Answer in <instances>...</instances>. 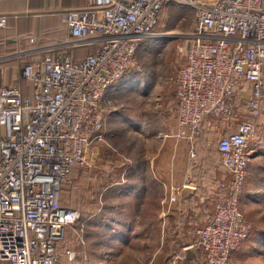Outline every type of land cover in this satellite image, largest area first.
<instances>
[{
  "label": "built area",
  "instance_id": "2783aa9c",
  "mask_svg": "<svg viewBox=\"0 0 264 264\" xmlns=\"http://www.w3.org/2000/svg\"><path fill=\"white\" fill-rule=\"evenodd\" d=\"M167 6L194 16L174 79L176 140L193 158L205 117L232 121L244 111L246 118L217 140L229 188L187 248L206 264H228L249 237L240 196L248 145L264 117V0H87L63 14L68 38L59 46L43 51L29 40V54L39 53L22 70L30 94L0 89V264H58L65 230L79 219L62 197L71 168L85 166L103 142L106 94L136 73L141 43L164 35L158 25ZM83 47L95 51L75 60L72 50Z\"/></svg>",
  "mask_w": 264,
  "mask_h": 264
},
{
  "label": "crops",
  "instance_id": "0c3cea01",
  "mask_svg": "<svg viewBox=\"0 0 264 264\" xmlns=\"http://www.w3.org/2000/svg\"><path fill=\"white\" fill-rule=\"evenodd\" d=\"M86 2L87 0H0V18L6 19L5 28H0V89L17 86L23 94H30L31 87L28 81L23 78L22 70L25 64L33 57L38 56L39 53L29 54L35 47L29 40L34 38L37 46L41 47L43 51L55 45L59 46L68 38V32L61 22L63 14L68 10L83 8ZM170 7L173 6H167L163 12ZM175 7L193 16L191 10L180 6ZM163 12L160 22L163 18ZM158 27H160V23ZM86 53V51L79 52L78 56H75V60L83 59ZM142 74L137 72L132 75L131 79L125 78L118 82L106 94L110 105L118 103L119 99L128 95V90L131 91L132 86L130 85L128 88L122 84L124 82L131 83L133 79H139L144 84L141 87L138 86L133 95L140 98L139 102L142 100L148 105L149 101L151 102L148 95L149 89H151L150 82H148L150 79L149 76L141 77ZM119 107L121 106L112 108L111 116H109L110 108H107L104 117L115 124L117 122L113 121V116L127 115L128 119L131 120L127 128H131L132 137L127 138L128 140L114 142L112 146L113 151L118 150V153L124 154L123 157L126 156L123 165L119 164L121 159L118 158L116 175L120 180L119 182L130 180L131 188L126 189L125 194L127 195L124 194L125 196L119 195L120 192L124 193L120 189L121 186L114 192L119 199H126V196L135 199L136 195L145 196L149 190L153 193L155 191L161 193V188L154 182L160 181L161 186H164L162 189L166 191L160 197L161 201L164 199L163 203L160 201L158 205L157 221L160 223V228L167 231L165 238H173L179 245H182L188 264H194V252L187 246L195 239L193 232L202 228L212 215L213 201L207 198L209 194L210 196L211 194L214 195L218 190L216 186L209 188L206 187V182H198L191 173L189 166L192 162H197L201 163L204 169L211 168L213 171L209 175H212V183L218 184L221 181H229L228 172L219 166L216 141L221 135L226 136L232 127L228 128L223 119L219 121L206 119L202 125L201 138L192 148L194 150V157L192 158L190 156L191 148L182 141L176 140L173 135L176 127L175 119L171 120V128L166 126L164 129L161 126L157 130L158 135H156L152 131L150 122L145 118H131L126 114L128 111L125 112V108ZM103 127L105 137V120ZM119 129L123 130V128ZM2 136L3 129L0 126V138ZM155 146H159V150L156 157L153 158L152 150ZM248 152L250 155L248 176L242 189V198H244L243 201H240V206L242 205L241 211L247 214L249 219H253L254 227L252 228L254 230L251 231L245 242L246 245L252 246L250 248L252 254L264 258V117L262 116L257 120L256 133L248 145ZM121 165L122 168L120 169ZM172 187L175 190L169 193L167 188L172 189ZM134 204L135 202L132 200L127 205L131 215L135 212V209L131 207ZM131 218V221L134 220V215ZM150 227L152 226L148 224L147 228ZM129 229L130 226L127 227V230Z\"/></svg>",
  "mask_w": 264,
  "mask_h": 264
},
{
  "label": "rangeland",
  "instance_id": "374dc122",
  "mask_svg": "<svg viewBox=\"0 0 264 264\" xmlns=\"http://www.w3.org/2000/svg\"><path fill=\"white\" fill-rule=\"evenodd\" d=\"M193 18L192 14L175 6L163 12L158 30L164 35L144 40L141 43L139 55L136 56L138 61L136 73L139 71L143 73L141 77L149 76L150 79L148 82H150L151 89L148 95L151 102L149 101L148 105L142 100L139 102L140 98L133 95L138 86L144 85L139 79H133L131 83L122 84L128 88L131 85V91L128 90V95L109 107V116L113 113L112 108L121 106L125 108V112L128 111L126 114L131 118H145L150 122L152 131L156 135L161 126L164 129L166 126L171 128V120L175 119L174 79L184 59L187 45L186 35L190 31ZM112 119L117 124L104 118V140L89 153L87 164L85 166L73 165L71 168L69 184L64 187L62 197L70 208L79 213V219L66 229L60 245L58 264H188L183 246L169 245V242L165 241L167 231L160 228V223L157 221L160 197L166 191L162 189L164 186H161L160 181L154 182L161 188V193L159 191L153 193L149 190L150 194L148 191L145 196L136 195L135 199L129 196H126V199H119L116 196L114 190L117 187L121 186V191H124L119 195L125 196L127 195L125 194L126 189H130L131 186L128 185L130 180L119 182L117 178L118 158L121 159L119 164L123 165L126 156L123 157L124 154L118 153V150L113 151L112 146L114 142L131 138L132 130L130 127L127 128L131 122L127 115L113 116ZM133 124L138 126L136 123ZM231 126L233 129L234 124ZM159 146H155L152 150L153 158L156 157ZM123 152L125 153V150ZM192 174L195 176L194 173ZM144 188H146L145 185ZM149 188L152 189L151 186ZM167 189L169 193L175 190L174 187ZM242 195L243 192H241L240 201H243ZM132 200L135 202L131 206L135 209L132 213L135 219L131 221L132 215L129 214L131 211L128 212L127 205ZM242 213L254 227L253 219L250 218L252 222L247 214L243 211ZM148 224L152 227L147 228ZM128 226H130L129 230H127ZM171 240L175 243V239L171 238ZM251 247L243 242L230 255L228 264H264V258L252 254ZM191 250L194 252V264H206L198 249L191 248ZM68 253L73 254L71 260L68 258Z\"/></svg>",
  "mask_w": 264,
  "mask_h": 264
},
{
  "label": "trees",
  "instance_id": "16d2710c",
  "mask_svg": "<svg viewBox=\"0 0 264 264\" xmlns=\"http://www.w3.org/2000/svg\"><path fill=\"white\" fill-rule=\"evenodd\" d=\"M186 49V48H185ZM87 52L86 53V55H88V54H91V53H94V51H95V48H93V47H83V48H80V49H73L72 50V52H73V54H74V56H78V53L79 52ZM236 119L235 120H226V119H223V121H225L226 122V126L229 128V127H232L231 126V124H235L237 121H240V120H242V119H244L245 118V116H244V111L242 112V111H237L236 112ZM206 119L207 120H215V121H219V120H222V119H213V118H210V117H205L204 118V120H203V122L201 123V126H200V135L198 136V137H196L195 139H194V141H193V148H194V146H195V144H196V142H198V140L201 138V130H202V125H203V123H204V121H206ZM235 126V125H234ZM232 131V128L230 129V132ZM229 132V133H230ZM216 148H217V141H216ZM217 152H218V150H217ZM219 156V155H218ZM202 164L201 163H194V162H192L191 163V165L189 166V168H190V170H191V172L192 173H194L195 174V178L197 179V181L199 182V181H201V182H206L205 184H206V187L208 186L209 188H215V186H216V189L218 190V191H216L215 193H214V195L213 194H211V196H210V194H209V196H208V198L207 199H212V201H213V206H214V201H215V198H216V195L217 194H220V193H225L226 191H228V188H229V184H230V179H229V181H226V182H219L218 184H215V182L214 183H212V181H211V176L212 175H209V174H211L212 173V169L211 168H207V169H204V167L203 166H201ZM219 166L222 168V169H224V171L226 172V169L221 165V163H220V161H219ZM203 167V168H202ZM198 173V174H197ZM209 178V179H208ZM229 178H230V175H229ZM207 179H208V181H207ZM129 186H131L130 185V183L128 184ZM142 185V184H141ZM117 189H118V187H117ZM120 189H121V187H120ZM129 189V188H128ZM209 201V200H208ZM213 214V213H212ZM212 216V215H211ZM211 216L209 217V219H208V221L210 220V218H211ZM207 221V222H208ZM206 222V223H207ZM205 223V224H206ZM253 229V228H252ZM65 232H66V230H65ZM170 236V235H169ZM166 242H169V245H178L179 246V243H177L176 241H175V243H173V240H171V238H169V239H166ZM200 251V250H199Z\"/></svg>",
  "mask_w": 264,
  "mask_h": 264
}]
</instances>
